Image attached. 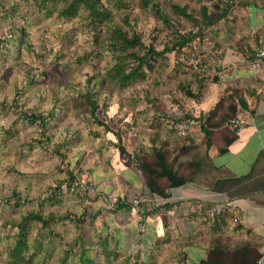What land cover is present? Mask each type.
<instances>
[{"label": "rangeland", "instance_id": "374dc122", "mask_svg": "<svg viewBox=\"0 0 264 264\" xmlns=\"http://www.w3.org/2000/svg\"><path fill=\"white\" fill-rule=\"evenodd\" d=\"M154 1L152 5L159 3L170 14L171 9L162 0ZM173 2L181 7L188 5L196 17L202 4L211 7L220 3L230 9L228 18L220 23L235 22L231 15L238 6L237 0ZM102 3L111 11L110 21L100 19L98 28L93 30L87 24L88 14L83 6L74 16L59 18L55 13L48 18L29 0L21 3L13 17L10 15L13 0H0V39L8 40L5 48L0 44V264H10L9 250L18 234L14 225L31 211L42 212L44 216L54 214L57 219L50 228L39 223L30 225L26 253L29 261L25 264H130L132 260L119 253L109 254L118 248L114 226H120L119 213L113 204L121 194L116 188L103 191L101 187L125 173L124 165L131 160L129 155L148 151L136 150L134 141L138 131L147 129L140 116L141 108L152 105L166 111L174 106L181 109L175 119L183 115L185 99L181 87L189 80L190 66H198L199 61L192 59V65L186 49L179 72L175 71L174 54H168L164 74L157 72V66L154 71L145 70L144 81H135L125 88L103 87L107 70L117 60L109 42H105L106 48L101 47V42L113 27L121 26L130 35L132 32L141 35L145 45L152 44L162 51L172 40L174 27L180 31L198 28L184 18L176 21L171 14L173 27H170L152 11H144L139 0H127L128 6L120 9L113 2L102 0ZM240 5L246 7V0H240ZM123 12L129 14L134 30L128 26ZM22 25L30 36L18 52L12 38L18 35H11L10 30ZM86 93L98 102L97 116L105 126L75 101ZM32 111L47 116L53 113L45 130L39 127V122L24 115L30 116ZM146 122L150 125L151 120ZM117 131L125 154L115 136ZM175 133L178 134L177 129ZM68 172L92 190H72ZM13 192L22 197L20 205L11 198ZM82 216V230L78 231L76 220ZM82 245L87 252L86 262L79 256ZM105 249L107 254L103 252Z\"/></svg>", "mask_w": 264, "mask_h": 264}, {"label": "crops", "instance_id": "0c3cea01", "mask_svg": "<svg viewBox=\"0 0 264 264\" xmlns=\"http://www.w3.org/2000/svg\"><path fill=\"white\" fill-rule=\"evenodd\" d=\"M237 1L235 22L205 29L202 41L187 50L192 65L199 61L190 66L189 80L198 72L204 88L196 89L197 82L191 96L183 94L178 119L181 109L174 106L141 108L147 129L134 137L136 150L167 144L175 169L189 163L200 168L189 169L197 171L194 179L166 199L151 200L141 196L147 193L141 172L126 161L125 173L101 188H116L118 201L139 198L142 204L117 211L118 248L110 255L129 257L130 264H253L264 253V61L255 67L264 47V0H246V7ZM187 114L198 125L181 137L176 121ZM232 119L246 124L234 128Z\"/></svg>", "mask_w": 264, "mask_h": 264}, {"label": "trees", "instance_id": "16d2710c", "mask_svg": "<svg viewBox=\"0 0 264 264\" xmlns=\"http://www.w3.org/2000/svg\"><path fill=\"white\" fill-rule=\"evenodd\" d=\"M23 1L29 0H13L14 4L12 5V11L10 12L11 16H15L20 9L21 3ZM31 1V0H30ZM113 2L114 7L126 8L128 6L127 0H107V2ZM196 1V0H195ZM199 2L205 1L209 2L211 0H197ZM36 9L43 11L46 17H52L55 13H57L58 17H69L74 16L78 13V10L81 6H83L84 10L87 11V19L88 25L91 26L93 30L98 28V22L100 19H104L110 21V13L111 11L106 9L102 0H32ZM154 0H139L140 7L144 11H152L153 15L157 17L159 20H162L166 25L173 27L170 14L172 17L176 18L179 22V18H184L192 23L198 28V31H180L179 29L174 27V32L172 34V40L165 47L164 50L159 51L152 44L145 45L142 39V36L124 29L121 26L113 27L104 39L101 42V47H105V42H109L108 47L111 52L115 53V58L117 62L107 70L106 77L107 81L104 82L102 86L105 85L109 87H119L125 88L135 81H144L147 78L146 71H154L155 68L157 72L160 74H164L165 69L168 67V54H174L176 61L175 71L179 72L181 70L182 63L181 57L184 56V52L187 49H190L193 43L202 41L204 37V30L220 24L221 21L226 20L229 16V10L223 7L220 3H214L211 7L207 5V3L202 4L201 8H199L198 16L193 15V12L189 11L188 5H176L173 0H162L161 3L167 5L168 8L171 9L170 14L166 13L163 8H161L159 3ZM128 13L123 12L122 16L127 19L128 26H130L128 20ZM24 17V16H23ZM132 30L133 27L130 26ZM12 37L15 40L13 46L18 49L20 52L21 47H23L24 43L29 41L30 31L26 28L25 25L12 27L10 30ZM17 34V35H16ZM11 38V39H12ZM8 42V40H1L0 44H4ZM18 43V44H17ZM17 44V45H16ZM194 69V67L192 68ZM195 79V80H194ZM198 82V83H197ZM197 83L196 89L200 90L204 88L205 80L200 81L198 72H192V80H188L187 84L181 87L183 94H187L188 96L192 95L191 85ZM196 85V84H195ZM79 99H75V101L79 102L80 105L85 106L84 112H90L91 117L98 121L101 125H104L103 121L99 120L97 116V110L99 108V104L97 101L93 100L92 94H80ZM240 105L243 108H247V104L242 99L239 100ZM77 106V105H75ZM25 116L29 117L32 122H39V127H42L43 130L46 129L47 120L53 117V113L51 112L48 116L43 114H36L33 111L28 116V113H24ZM190 117L188 114L186 118L183 117L180 120H177L176 123L190 121ZM105 126V125H104ZM107 129H109L107 127ZM115 134V133H114ZM207 136L208 133L206 132ZM115 136L119 138L120 150L123 154H125L126 149L122 146V137L116 132ZM173 152L167 148V144L160 147H153L149 152L145 151H137L133 155H129L131 161L136 165L137 169L141 172L144 182L146 185L147 193L142 194L143 198L149 199H166L168 197V192L184 186L188 182L194 179L195 173L187 174L189 169L192 167H197L199 170L200 166L196 163L183 164L179 166V169H175V165L177 160L171 161V157ZM68 177L70 179V185L74 182L79 181L76 179V176L68 172ZM15 201L16 205H20L22 201V197L19 193L13 192L12 197ZM6 199H4L5 201ZM142 204V202H141ZM141 204L139 206H141ZM133 203L125 200L124 202L118 201V208H131ZM87 212L85 215L87 216ZM84 215V216H85ZM67 218V216H66ZM56 216L54 214H50L48 216H44L42 212L31 211L22 217L20 222L15 224L14 221H8L9 223L15 224L18 228V234H16V242L15 245L10 248V264H25L29 261L26 256L28 247V235L30 232V225L32 223L42 224L43 228H50L52 221H56ZM63 219V217H62ZM78 225L77 230L81 231V223H83V216L79 217L77 220ZM104 246V245H103ZM71 248L68 249V253L70 254ZM107 254V250L103 251ZM86 249L84 246H81L80 259L86 262L85 255Z\"/></svg>", "mask_w": 264, "mask_h": 264}, {"label": "built area", "instance_id": "2783aa9c", "mask_svg": "<svg viewBox=\"0 0 264 264\" xmlns=\"http://www.w3.org/2000/svg\"><path fill=\"white\" fill-rule=\"evenodd\" d=\"M264 61V47H262L257 55H256V59H255V67H259ZM246 124V121L244 119H232L230 121V125L234 128H239L242 129ZM198 125V120L197 119H192L190 121H186V122H182L180 124L177 125V131L178 134L181 137H187L192 128ZM79 188H82L84 190L87 191H91L92 187L88 186L86 184H83L80 181H76L72 184V190H78ZM142 200L139 198H135L132 203L134 206L138 207L141 204ZM253 264H264V253L257 259L256 262H254Z\"/></svg>", "mask_w": 264, "mask_h": 264}]
</instances>
